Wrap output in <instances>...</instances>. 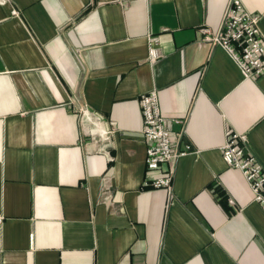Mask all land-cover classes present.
I'll return each instance as SVG.
<instances>
[{
	"label": "crops",
	"instance_id": "1",
	"mask_svg": "<svg viewBox=\"0 0 264 264\" xmlns=\"http://www.w3.org/2000/svg\"><path fill=\"white\" fill-rule=\"evenodd\" d=\"M240 1L264 36V0ZM229 2L0 4V264H264V208L223 158L232 131L264 168V75L202 32ZM153 91L192 147L172 194L145 188Z\"/></svg>",
	"mask_w": 264,
	"mask_h": 264
},
{
	"label": "built area",
	"instance_id": "2",
	"mask_svg": "<svg viewBox=\"0 0 264 264\" xmlns=\"http://www.w3.org/2000/svg\"><path fill=\"white\" fill-rule=\"evenodd\" d=\"M7 0H0V4ZM261 16L248 12L240 0H230L222 23L216 32L203 29L206 41L223 48L234 60L244 79H258L264 75V36L260 29ZM160 41L152 37L150 57L153 61L161 58ZM144 127L143 135L148 144L146 166L148 173L159 176L145 183L150 190H166L172 194L176 161L190 153V145L182 146L183 134L175 139L169 129V120L163 115L156 91L140 97ZM83 118L92 119L87 109H82ZM228 141L223 148V158L233 169L242 171L249 183L255 201L264 208V168L257 157L247 153V139L229 131ZM233 203V202H231ZM4 218L0 215V225Z\"/></svg>",
	"mask_w": 264,
	"mask_h": 264
}]
</instances>
